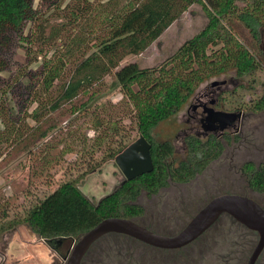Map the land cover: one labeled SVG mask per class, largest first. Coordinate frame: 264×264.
<instances>
[{
  "label": "trees",
  "instance_id": "1",
  "mask_svg": "<svg viewBox=\"0 0 264 264\" xmlns=\"http://www.w3.org/2000/svg\"><path fill=\"white\" fill-rule=\"evenodd\" d=\"M193 4L202 6L208 23L179 47L172 60L183 61L186 57L190 61L188 65L198 63L207 78L235 70L239 78L251 83L248 89L252 91L258 72L264 70V0H40L38 7L36 0H0V72L7 69L9 52L15 46L25 47L29 65L42 61L36 71L15 73L1 92L0 120L4 126V141L15 136L13 145L17 151L31 152L33 147H41L50 132L57 128L52 114L66 109L82 115L91 113L95 116L94 126L103 127L107 122L98 115V105L107 90L119 89L124 100L130 95L134 105L151 99L147 86L158 82L153 77L156 70L143 69L136 62L124 65L122 62L130 55L144 52ZM42 7L44 11L38 10ZM29 25H32L31 36L25 34ZM216 25L229 31L235 46H229L221 60L208 63L204 60L206 35ZM241 27L247 31L248 44L234 37V30ZM108 76L112 79L110 85L106 81ZM23 78H27L26 83ZM133 85H138L140 90L132 95ZM16 89L24 90L28 99L33 94L34 101L38 102L32 113L36 125L29 127V132L13 114L9 93ZM18 94L20 92L15 95ZM153 96L156 100L152 106L135 118L139 136H144L151 144L154 165L151 172L122 181L96 202L87 197L79 183L106 161L114 160L132 143L117 142L104 150L102 161L89 166L81 176L62 182L31 205L22 218L1 223L0 236L20 224H28L42 238H79L106 218L137 219L145 212L137 202L141 194H158L171 182L188 183L223 155L225 145L217 136L202 139L190 135L184 140V157L176 162L174 144L169 140H156L153 131L158 124L178 114L182 105L167 92ZM17 105L22 107L23 104L17 101ZM241 107L255 113L264 112V89L255 100ZM108 122L110 124V120ZM116 123L110 124L112 132L107 131V137L118 134ZM96 145L100 148L101 142ZM242 171L248 177L250 189L263 194L264 163L257 166L247 162ZM223 220L236 227L237 235L231 241L224 240V243L230 242L232 248L226 251L219 264H248L258 241L257 232L227 215L209 231L219 227ZM239 232L243 238H238ZM260 260L262 255L257 264Z\"/></svg>",
  "mask_w": 264,
  "mask_h": 264
},
{
  "label": "rangeland",
  "instance_id": "2",
  "mask_svg": "<svg viewBox=\"0 0 264 264\" xmlns=\"http://www.w3.org/2000/svg\"><path fill=\"white\" fill-rule=\"evenodd\" d=\"M39 1L36 0L37 7ZM38 10L44 11L45 7ZM207 23L208 18L202 6L193 4L144 52L125 58L122 65L136 62L143 69H155L153 77L158 82L147 86L151 99L136 105L130 95L125 96L124 100L119 89L107 90L98 105V115L107 122L103 127L94 126L95 116L91 113L82 115L68 109L60 110L52 114L57 128L50 132L41 147H33L31 152H27L15 150V136L10 141H4V126L0 120V140L3 139V143L0 142V224L22 218L31 205L51 193L62 182L81 176L89 166L102 161L104 150L109 146L121 141L134 142L139 137L135 118L152 106L156 100L154 93L172 94L182 105L178 114L158 124L153 131L156 140H169L174 144L176 162L185 155V137L202 132L198 126L191 129L194 124L188 123V111L195 104L196 96L207 91L213 82H227L225 88L234 90L236 94L228 95L226 99L235 106L239 101L249 104L255 100L264 89V85H260L264 82V70L258 72L256 84L250 91L248 87L252 86L251 83L239 78L235 70L207 78L198 63L188 65L190 61L186 57L183 61L172 60L179 47L204 29ZM31 30L32 25H29L25 34L30 35ZM233 33L235 38L248 44V34L244 28L234 30ZM206 40L204 60L208 63L221 60L228 53L229 46H235L233 36L220 25L209 29ZM262 46L264 49V39ZM9 54L7 69L0 72V96L15 73L36 71L42 62L40 59L38 63L29 65L25 58V47L15 46ZM26 79L23 78V83H26ZM106 81L110 85L111 77L108 76ZM139 90L138 85H133L132 95ZM18 92L20 94L16 96ZM27 96L24 90L19 89L9 93L15 119L29 132V127L36 125L32 113L38 102L34 101L33 94L29 99ZM17 101L23 104L22 107H18ZM108 120L110 124L118 122V134L111 138L105 135L107 131L112 132ZM250 127L243 134L244 138L240 137V141L227 144L223 155L192 181L185 184L171 182L155 195L145 192L141 194L137 202L144 207L145 212L136 221L161 234L173 235L215 196L236 193L261 203L263 194L250 189L242 166L247 162L264 163V112L251 116ZM99 142L100 148L96 145ZM122 179L123 174L114 159L103 163L99 170L79 183V186L87 197L96 202L110 193ZM120 235L108 234L97 242L95 250H100L98 257L101 264H118L120 261L121 264H137L135 260L139 264H219L226 251L232 248L230 242L224 243V240L231 241L237 234L236 227L223 220L219 227L180 251L152 249L126 235ZM240 235H243L242 232H239L238 238H243ZM1 244L3 238L0 239ZM238 246L241 251L240 241ZM261 255L260 264H264V250Z\"/></svg>",
  "mask_w": 264,
  "mask_h": 264
},
{
  "label": "water",
  "instance_id": "3",
  "mask_svg": "<svg viewBox=\"0 0 264 264\" xmlns=\"http://www.w3.org/2000/svg\"><path fill=\"white\" fill-rule=\"evenodd\" d=\"M150 150L151 144L148 140L139 136L115 157L123 179L112 191L122 181L132 180L154 169ZM224 215L257 232L258 241L248 261V264H257L264 250V192L261 203L236 193L215 196L174 235L155 232L139 224L136 219L124 217L106 218L79 238H42L28 224H23L20 227L28 228L35 238H26L25 241L20 240L18 245L14 244L7 253L0 255V264H52L53 254L60 246L64 249L62 264H82L91 246L100 238L112 233L126 235L158 248L178 249L201 237Z\"/></svg>",
  "mask_w": 264,
  "mask_h": 264
},
{
  "label": "flooded vegetation",
  "instance_id": "4",
  "mask_svg": "<svg viewBox=\"0 0 264 264\" xmlns=\"http://www.w3.org/2000/svg\"><path fill=\"white\" fill-rule=\"evenodd\" d=\"M226 86H227V82H222L221 84L213 82L211 86L207 88L208 89L207 91L200 93L199 95L196 96L195 104L192 105L191 109L188 111V115H189L188 123L194 124L193 126H191V129H195V126H198L199 128L202 129V132L197 133L196 136L198 137L205 136L204 138L202 137L200 138L206 139L211 135H215L223 141L225 147L227 144H233L234 141H240L241 140L240 137L244 138L243 134L247 131V129L249 130V128H251L250 127L251 116L258 114L251 110H248L247 107L242 108L241 107L242 103L240 101L238 104H236V106L231 104L226 99V96L228 95L233 96L236 93L234 90L229 91L228 88H225ZM245 105L247 106L248 104ZM190 135H195V134H188L186 137ZM262 163L263 162H260L259 164L256 165L259 166ZM21 225L23 224H20L12 228L11 230H8L3 234H1L0 239L3 238V244L0 245V255L7 253L14 244L18 245L19 243H21L20 240L25 241L26 238H35L29 232L28 228L20 227ZM201 237L196 239L194 242L199 240ZM100 239L98 241H100ZM129 239L133 240L134 238L129 237ZM97 242H95L91 246L89 251L86 253L82 261V264H101L100 259L98 257L100 250L97 251L95 250ZM138 242L152 249L167 250V251H173V250L180 251L190 245L189 244L178 249H163V248L151 246L141 241ZM63 252L64 249L63 247L60 246L58 251L53 254L52 264H62ZM121 263L122 261H120V263L118 264ZM135 263L139 264V262L136 260Z\"/></svg>",
  "mask_w": 264,
  "mask_h": 264
}]
</instances>
